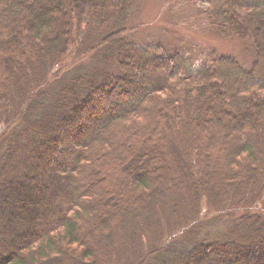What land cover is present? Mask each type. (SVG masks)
Here are the masks:
<instances>
[{
    "label": "trees",
    "instance_id": "trees-1",
    "mask_svg": "<svg viewBox=\"0 0 264 264\" xmlns=\"http://www.w3.org/2000/svg\"><path fill=\"white\" fill-rule=\"evenodd\" d=\"M134 2L0 0V264H264V0H207L252 56L194 74Z\"/></svg>",
    "mask_w": 264,
    "mask_h": 264
},
{
    "label": "rangeland",
    "instance_id": "rangeland-1",
    "mask_svg": "<svg viewBox=\"0 0 264 264\" xmlns=\"http://www.w3.org/2000/svg\"><path fill=\"white\" fill-rule=\"evenodd\" d=\"M207 6V0H136L132 22L139 30L134 33L133 40L140 46L151 42L150 45L154 47L158 46V42L171 49H181L186 58L185 68L191 74L207 64L209 59L203 53L214 49L218 55L234 56L240 64L248 65L252 56L250 42L237 37L219 38L211 31L208 32L202 21ZM162 46L154 47V50L162 54L165 52ZM47 199L49 200L50 196ZM259 199L261 201L253 203L252 208L262 204L264 195ZM242 203L250 204L247 199ZM205 210L202 208V213ZM104 250L105 248L101 249L99 254Z\"/></svg>",
    "mask_w": 264,
    "mask_h": 264
}]
</instances>
